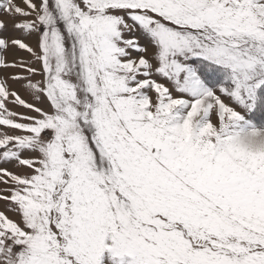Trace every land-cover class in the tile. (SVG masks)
I'll use <instances>...</instances> for the list:
<instances>
[{
	"label": "snow or ice",
	"instance_id": "6c2138e0",
	"mask_svg": "<svg viewBox=\"0 0 264 264\" xmlns=\"http://www.w3.org/2000/svg\"><path fill=\"white\" fill-rule=\"evenodd\" d=\"M264 0H0V264H264Z\"/></svg>",
	"mask_w": 264,
	"mask_h": 264
},
{
	"label": "clouds",
	"instance_id": "9594fccd",
	"mask_svg": "<svg viewBox=\"0 0 264 264\" xmlns=\"http://www.w3.org/2000/svg\"><path fill=\"white\" fill-rule=\"evenodd\" d=\"M262 139H264V138H262Z\"/></svg>",
	"mask_w": 264,
	"mask_h": 264
}]
</instances>
